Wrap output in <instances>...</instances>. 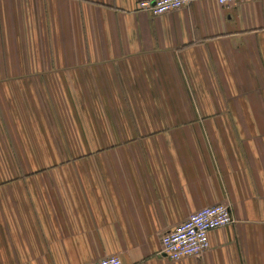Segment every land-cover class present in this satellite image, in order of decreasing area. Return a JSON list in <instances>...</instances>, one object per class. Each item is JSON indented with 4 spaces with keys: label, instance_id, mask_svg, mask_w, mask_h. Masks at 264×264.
Returning a JSON list of instances; mask_svg holds the SVG:
<instances>
[{
    "label": "crops",
    "instance_id": "crops-1",
    "mask_svg": "<svg viewBox=\"0 0 264 264\" xmlns=\"http://www.w3.org/2000/svg\"><path fill=\"white\" fill-rule=\"evenodd\" d=\"M141 1L0 0V264H264V0ZM218 203L202 256L162 253Z\"/></svg>",
    "mask_w": 264,
    "mask_h": 264
},
{
    "label": "built area",
    "instance_id": "built-area-1",
    "mask_svg": "<svg viewBox=\"0 0 264 264\" xmlns=\"http://www.w3.org/2000/svg\"><path fill=\"white\" fill-rule=\"evenodd\" d=\"M197 1H215L222 6L253 0H143L139 3L142 11L160 16L180 10ZM231 208L227 203L208 205L161 236L162 253L171 260L186 257H200L210 248V233L234 223ZM90 264H123L117 254L106 255Z\"/></svg>",
    "mask_w": 264,
    "mask_h": 264
},
{
    "label": "rangeland",
    "instance_id": "rangeland-1",
    "mask_svg": "<svg viewBox=\"0 0 264 264\" xmlns=\"http://www.w3.org/2000/svg\"><path fill=\"white\" fill-rule=\"evenodd\" d=\"M1 95H4V92H0V104H3V103H5V100L3 98H1ZM3 111H5L4 108H3ZM5 124L7 125V123H5ZM9 126H7V128ZM2 129L4 130V128H2ZM44 133H45L46 137H49L48 134H46V132H44ZM48 133L50 136L52 135V131L50 129H48ZM1 136H2V139H1L2 145H0L1 146V148H0V162H7L6 156L10 157L11 160H9V161H13L12 157H13L14 161H17V162L22 161V159H21L22 156L19 153V151L17 150L18 147L16 148V150L14 149V146L16 147L18 144H17V142L14 143V140L12 139V137H14V135H13V132L11 131V128L9 129V131H7L5 129V131L3 132V135H1Z\"/></svg>",
    "mask_w": 264,
    "mask_h": 264
}]
</instances>
